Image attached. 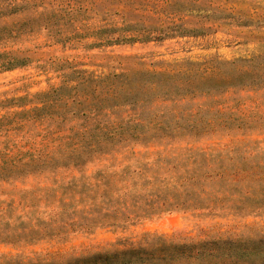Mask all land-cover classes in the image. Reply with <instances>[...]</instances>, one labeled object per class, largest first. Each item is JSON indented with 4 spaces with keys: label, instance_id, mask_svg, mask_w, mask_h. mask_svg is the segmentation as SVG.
Listing matches in <instances>:
<instances>
[{
    "label": "rangeland",
    "instance_id": "374dc122",
    "mask_svg": "<svg viewBox=\"0 0 264 264\" xmlns=\"http://www.w3.org/2000/svg\"><path fill=\"white\" fill-rule=\"evenodd\" d=\"M8 5L12 13L0 16V55L25 61L0 70V160L25 161L41 146L53 124L26 115L41 106V94L60 86L66 75L71 80L73 71L93 79L116 75L113 80L130 84L142 80L178 93L184 89L175 87L185 88V95L156 102L150 112L195 115L202 136L129 145L80 170L59 167L0 182V264L62 263L139 246L147 236L190 243L264 231V214L232 213L252 194L245 181L234 188L204 180L219 168L241 179L246 172L233 173L231 166L264 165V0H0V10ZM98 30L140 39L90 46ZM105 168L122 176L134 171L133 180L202 174L199 188L189 193L197 208L152 214L122 228L87 229L97 216L91 206L46 207L31 194L54 180ZM32 229L60 231L29 238Z\"/></svg>",
    "mask_w": 264,
    "mask_h": 264
},
{
    "label": "trees",
    "instance_id": "16d2710c",
    "mask_svg": "<svg viewBox=\"0 0 264 264\" xmlns=\"http://www.w3.org/2000/svg\"><path fill=\"white\" fill-rule=\"evenodd\" d=\"M7 9L0 10V16L12 13V6L8 5ZM102 33L99 30L94 33L97 42L90 46H108L140 39L139 36H102ZM0 57H4L0 70L13 69L25 61L6 54ZM70 75H74L71 80L66 75V81L60 86L41 94V106L28 111V120L42 123L50 120L53 125L44 132L41 146L35 147L25 161L9 157L0 160V182L59 167L80 170L92 163L94 158L116 153L129 145L166 143L202 136L201 124L194 123L198 120L195 115L150 112L149 106L156 102H171L185 95V88L175 87L177 90L184 89L185 93H178L160 90L142 80L134 84L127 80H113L116 75L103 79L85 77L75 71ZM225 171V168H219L217 174L205 176L204 180L216 178L224 185L222 187L227 184L234 188L245 181L247 192L252 193L244 196V203H247L234 208L232 213L242 216L264 214V165L231 166L233 173L246 172L241 179H232ZM131 174L122 176L121 172L109 168L90 174L81 172L78 177L71 176L62 183L54 180L51 186H44L31 194L40 196L37 201L43 202L46 207L56 203L67 208L73 202L79 206H91L97 216L87 229L122 228L152 214L197 208L199 202L191 204L189 193L199 188L202 174L177 180L165 177L144 179L142 175L133 180ZM169 187L180 191L169 190ZM13 203L11 201L7 206L11 207ZM33 206L29 204L31 208ZM3 210L0 206V213ZM31 231L27 236L29 238H47L56 236L60 229L42 233ZM54 231L57 232L54 234ZM44 264H264V231L254 237L217 238L190 243L174 242L163 236H147L139 246Z\"/></svg>",
    "mask_w": 264,
    "mask_h": 264
}]
</instances>
